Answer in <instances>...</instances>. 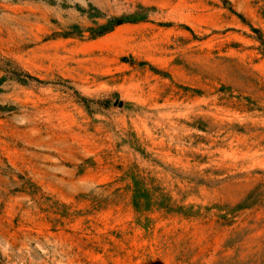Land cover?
Here are the masks:
<instances>
[{
    "label": "rangeland",
    "instance_id": "1",
    "mask_svg": "<svg viewBox=\"0 0 264 264\" xmlns=\"http://www.w3.org/2000/svg\"><path fill=\"white\" fill-rule=\"evenodd\" d=\"M0 264H264V0H0Z\"/></svg>",
    "mask_w": 264,
    "mask_h": 264
}]
</instances>
